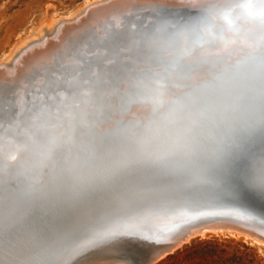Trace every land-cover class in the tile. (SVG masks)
Segmentation results:
<instances>
[{
    "label": "water",
    "instance_id": "1",
    "mask_svg": "<svg viewBox=\"0 0 264 264\" xmlns=\"http://www.w3.org/2000/svg\"><path fill=\"white\" fill-rule=\"evenodd\" d=\"M169 11L174 12L177 10L171 8L163 12ZM185 12L188 13V18L191 21L183 22L184 18L178 17L177 14L173 16L177 17L178 23L182 24L178 30L180 32L174 34V36L181 39L177 45L179 56H172L163 62L159 54L160 63L168 62L169 65L178 59L185 63L182 55L186 52L206 51L210 45L222 42L228 28H232L236 31L235 33H240L242 19H250V17L258 21L259 34L255 33L251 37L260 43L261 47L256 53L253 51L247 55H241V58L233 64L227 63L223 57L217 58L216 60L226 66L224 72H218L214 69L213 66H216V62L212 59L199 55L195 63L202 59L207 60L208 64L201 65L208 67L212 79H202L196 82L191 81L189 75L183 77L184 80H188L184 93L175 95L169 104H166L167 98L164 99L162 92L151 98L155 103V108L153 113L150 114V121L157 123L156 130L150 125L154 135L150 149L154 152L168 149L172 140L182 133L185 127L193 125L199 126L202 137L213 136L219 142L233 118H239L243 115L242 110L233 112L230 106L238 97L249 94V90L258 85L259 63L261 57L264 56V0H230L225 5L214 6L211 11L199 12L194 9H185ZM154 14V21L160 23L162 13L155 12ZM216 18H220V24H217ZM163 19L167 22L166 18L163 17ZM145 25L142 27L144 28ZM168 28L171 30V27ZM110 31L113 33L111 36L118 33L114 29ZM172 36L170 35L171 38ZM88 43L90 46L94 44L92 37L88 39ZM173 45H175L174 40L170 39L169 44L166 43L162 51L174 48ZM202 53L200 52V54ZM86 62L85 59L84 63ZM140 75L145 81L150 80L154 83L159 81V85L172 84L163 72L150 71V74L142 73ZM140 94L145 95V91L140 90ZM121 104L123 105V102ZM141 121V119H128L124 122L131 127L133 123L138 126L139 123H142ZM145 125L146 123H142L140 127ZM63 140L65 141V137ZM165 141H168L167 145ZM33 145L39 146L36 142ZM77 145L76 149L81 148L79 141ZM217 146V143L209 142L204 145V150L210 156ZM245 147L246 151L242 160L233 163L231 166L221 164L204 170L197 169L192 179L186 181L182 187L158 186L162 194L133 197L119 190L121 195L118 201L122 205L121 207L112 206V200L108 198V194L115 190H105L102 194L103 200L85 196L74 207L63 205L45 209L41 219L37 221V226L58 229L64 234V238L49 246L44 253V257L36 261L18 263L16 261H4L0 258V264H59L61 260L64 262L68 260L75 253L76 248H83L85 242L94 245L75 255L67 264H93L104 261V258L109 259V261L134 260L142 257L153 259V255L157 251H162L173 240H166L165 243L158 244L151 249L147 246L150 244L153 246L158 241L152 236H149L150 239L148 240L135 237L129 241L123 238L113 244L105 242L106 239L101 242L98 241L100 243H93L97 234L110 232L113 229L116 231L118 229L137 231L139 227L136 224L141 225L139 231H143L148 235L143 224L152 217L169 219L175 216L180 221L179 225L185 227L190 222L184 218V215L188 213L195 217L193 221H197V223L204 215H223L240 222L253 223L264 230V191L249 182L256 174L257 162L264 158V135L257 132ZM86 149L82 152H87ZM126 151V144L117 146L113 153L115 155L111 159L119 158ZM75 152L77 151L75 150ZM82 152L78 155L81 159L84 157ZM107 162L109 163V161H103L97 164L103 166ZM185 164V160H178L176 167H183ZM25 173L22 177L21 185L23 187H21L20 194L3 197L1 194L4 192H1V188L6 186L0 185V198H11L27 205L33 201V197L48 190L50 183L39 188V184H35L29 175L30 171ZM136 174L148 176L149 172L141 169ZM145 211L152 213V216L142 214ZM196 224L191 222L188 225ZM256 232L264 236L262 232ZM137 238L144 241L140 242ZM98 247H100V250L96 249ZM173 249L169 248L166 252ZM51 255L54 256L51 257Z\"/></svg>",
    "mask_w": 264,
    "mask_h": 264
},
{
    "label": "bare ground",
    "instance_id": "2",
    "mask_svg": "<svg viewBox=\"0 0 264 264\" xmlns=\"http://www.w3.org/2000/svg\"><path fill=\"white\" fill-rule=\"evenodd\" d=\"M228 1L230 0H86L84 5L82 6V9H80L79 11L75 12L72 15L65 14L66 16L61 17L59 20L55 19L57 20V22L56 25L53 24L55 25V28L52 32L50 33L43 32L40 34L41 31L39 30L37 31L39 32L37 37L31 39L30 36H28L27 38L30 39L27 40L26 38L25 39L26 42L24 40L23 44H20V46H18L16 50L14 49L13 50L14 52L12 51L13 54L12 56H10V58L9 57L8 58L6 57V59L0 58V88L7 87L8 89L7 91L10 93L8 95L4 93L5 94V95L3 94L4 96L0 95V122L1 120H3L4 123L10 122V119L12 118L13 114L10 113L9 117L6 116L7 118L4 119L3 118L4 114L2 115V112L7 109L6 106H9V103L12 100L14 102V106L17 108L19 107V110L22 109L24 106L28 105L27 102L29 99H32L29 102V104H31V102H33L36 98L38 100H35L32 103V107L34 106L35 109L37 108L42 109L43 106L45 107V105L48 104V102L52 101V96L49 94L48 91L45 90L46 86H48L52 82L54 83L58 82L59 89L65 88L67 91H69V94H72V91H70L69 88H66L63 84L66 82H70L71 80L69 79V77H72L76 73H77L76 74L77 77L79 76L86 77V72L81 71V67L82 65H84V60L86 59L88 61L86 63H88L90 70H92L94 77L96 78L97 81L95 80L94 83H89V81L85 80L84 86L86 87L92 86V87L91 89L90 88L85 89L86 87L84 88V92H86L84 98H86L87 100L95 99L97 97V90L99 89L104 91L105 95L103 98L105 99L101 101L98 100L99 102L97 101V104L88 103L86 105L85 103H83L79 108V110H77L78 113L76 112L77 118L76 117L73 118V120L75 121V122L73 121L74 123L63 124L64 126L60 125L62 128L67 129V131L64 132L65 141L63 140L64 137L62 135L59 134L60 137L57 136L58 135L57 133H56L57 135H55L57 142L64 141L63 143L65 145L63 146L62 149L65 150V147L69 143L71 142L78 143V141L80 142V146L83 145L84 147H88L87 146L88 137L84 134L81 135V133L80 134L78 133V135L76 136V134H74L75 130L73 129L76 126L74 125L73 127L72 125L73 124L79 125L81 122H83V124H81L80 126L84 129V132L87 131L88 129H86L84 125L85 124H88L89 126L91 125L93 119L92 112L93 111L95 112L97 110L98 103H102V102L113 104L114 110L117 113L116 115L117 120L126 121L128 119H141L142 123H146V125H148L149 127L150 125H152V127H154V129L156 130L157 123L155 121L153 122L150 121L151 119L150 114L153 113V109L155 108L154 107L155 103L151 100V98L156 97L158 93L162 92L164 99L167 98L166 104H169L175 95L178 94L181 95L184 93L185 86L188 84L187 82L188 80L187 79L184 80L183 77H178L173 75L171 78H168V80L171 81L170 83L172 84L158 85L157 83L151 82L150 80L145 81L143 79L142 75L140 74L142 73L150 74V71L165 73V68L168 66L167 64L168 62L159 63L158 66L155 62L151 60L150 57L160 54L164 62L165 60H168L172 56H179L178 53L179 48L177 44V45H173L174 48L167 49L169 51L163 52L162 45L165 39L163 33L160 34V38L158 42H156L154 47L146 48V40L149 37H154V34L157 31L156 32L154 31L149 35L148 34L144 35V31L147 27L143 28L142 26L145 25L144 23H146L147 21L155 18V14H154L155 12L161 13L160 11L161 9H163V11H166L167 9L173 8V10L176 9L177 11L174 12L169 11L166 13L162 12V17L166 18L168 24L171 25L170 27L172 34L176 30L180 29V26L182 25L178 23L176 19L177 17H173L174 15L177 14L178 17L180 16L184 18L183 22L186 21L189 22L191 20L190 18H188V13L185 12V9H194V10H198L199 12L201 11L206 12L207 10L209 11L213 10L214 6L219 7L220 5L221 6L225 5V3ZM55 20L52 21L55 22ZM216 20H217V24H220L221 21L220 18H216ZM257 22L258 21L253 17H250V19L244 18L242 19V23H241L242 29L240 30V33H235L236 31H234L232 28H228L227 32L224 34L225 36L222 38L223 40L222 42H217L214 45H210L206 51L193 52L191 53V55L188 56H185V54L184 55L180 54V55L184 57L183 61L188 63H195L199 55L206 56L207 59H212L214 62H216V66H213L216 71L224 72L226 70L225 69L226 66L220 61L216 60L217 58L223 57L227 63L233 64L237 59L241 58V55L243 54L247 55L253 51H255L256 53L260 49L261 47L260 43L256 42L251 37L255 33L259 34L260 28L258 27ZM149 25H151L150 27L158 30L160 23H158L157 21H153L149 23ZM229 27L231 26L229 25ZM47 29L49 30L50 28ZM111 29H114V31L118 32L117 34H115L116 37L122 38V40L125 39L124 41H122V43H124L126 46L125 49H123L125 50L124 52L120 50L117 52V54L112 55L107 50V47L104 46L105 44H101L102 37L105 36H109L108 38L114 37L111 36L113 34L111 33L112 31H110ZM48 30L45 29V31ZM127 32L132 33V37L127 35L126 34ZM34 33H36V30ZM91 37H92V41L94 42L92 46H90L88 43V39H90ZM174 38H175L174 40L176 41L181 40L178 39L177 37ZM138 50L141 51L137 53ZM142 51L144 54L138 56V54H140ZM200 52L203 53L200 54ZM132 53L134 54V57H136L135 63H133V57H130V54ZM96 56L98 58L101 56L103 59H107L105 60L106 62L104 63V66H102L103 64H101V66L98 65L99 61H97L98 59ZM121 64L124 65L132 64V66L137 69V75L143 81V85L140 88H138V91L140 90L145 91V95L140 94L139 97L134 98L132 102L127 105V114H125V112L122 111V108H124V106L121 104L122 97H126L128 94L127 83H124L120 86L119 92L112 91L113 82L116 79L113 72ZM93 66L95 67L98 66L106 69V70L102 69L101 71L103 72L100 74L101 77L103 78L102 80L100 79L98 80L99 77L97 78L96 75L98 73V69L94 68ZM111 70H113V72H111ZM189 79L191 81L199 82L202 79H212V77L210 71H208V67L201 65L196 72L189 74ZM105 80L107 81L108 85L102 86L103 81ZM64 92L59 91L58 94L56 95H58L59 97L61 96V99H63L62 97L66 98ZM72 95L73 97L75 96L74 93ZM71 97L70 99L68 97L69 101L73 100V98ZM63 108L66 109L67 107L65 108L63 106ZM18 114L20 115V113H17V115ZM41 114L42 111H40L39 115ZM20 117L22 116L20 115ZM27 120H29L30 123H28V121L25 122L31 125L32 124L31 120L33 119L30 118ZM142 123H139L138 126H142ZM10 126L12 125L10 124ZM115 127L116 126L114 123L109 121H104L103 123L98 124L97 128L92 129V131H96L97 135H104L105 133L114 131ZM19 129L20 128H18V130ZM5 130H3V132L6 133ZM52 130L54 132L57 131L56 127H53ZM163 138H167V137H163ZM165 142L167 145L168 141ZM0 144L2 145V143ZM24 145H27L26 141H24L23 143H19V146H17L15 150L13 149L9 150L8 153L1 152V150L3 149L0 148V155L7 154L8 156L7 158L9 159L10 164H15L18 160H21V162H23V164L26 165L27 162H25V160L27 158L28 149L25 148L23 149V147H25ZM9 146L11 145L7 144L5 148L7 149ZM52 146L56 147V145H54V142L52 143ZM79 149L80 148L76 149L77 152L75 154H68L69 158L71 159L72 155L78 156L79 153L82 152ZM56 153L60 154L59 151H57ZM83 153L84 152H82V154ZM86 155L87 152L84 153V157ZM47 160H46L47 163L42 166L43 170L40 180L35 182V184L37 185L39 184L38 186H40L44 182L46 173H48V171L51 170L50 166L53 165L51 164L53 163L51 158H48ZM97 163L100 162L97 161ZM53 169H55L54 166ZM80 171L86 174L88 172V169L82 168L80 169ZM44 185H42V187H44ZM142 214L147 216H152V213H148L146 211L142 212ZM155 218L156 217L149 218V220H147L143 224L145 230L148 232V235L145 234V232L143 231H139L141 225L136 224L139 227V230L136 231L129 229H122V230L118 229L116 231L113 229L111 232H116L117 234L105 240V242H109L113 244L120 241L123 238H125L128 241L133 240L135 237H142V239L148 240L150 239L148 237L152 236L156 238L158 241H156L155 242L156 244H154L153 246L151 244L147 246L149 247V249H151L158 244L165 243L164 241L166 240L169 241L170 239H172L173 242L168 244L162 251H157L153 255V259L142 257V258H136L134 260L124 259V260L109 261V259L104 258V261H98L93 264H153L154 260L157 259L159 256H162L169 248L170 249L175 248L176 246L184 243L185 241H188L189 239L192 240V237H196L198 235L204 236L207 235L208 233H214V235L221 233L223 234L227 232L239 233V234H243L247 238H250L252 241L258 242L264 247V236L256 232V231H260L264 234V230L262 228L257 227L253 223L240 222L238 220L229 217L227 218L226 216L223 215H213V216L204 215L201 218L200 222L197 223V221H193L195 217H193V215L188 213L184 215L185 220L190 221L188 224H190L191 222L193 224L196 223L197 224L191 226L186 224L185 227H181L179 225L180 221L175 216L169 219H164V218L155 219ZM137 240L140 242L144 241V240H140V238H137ZM100 242L95 240L93 243H100ZM88 243L85 242L84 244L85 246L83 248L82 247L76 248L74 250L75 253L68 260H66L65 262L61 260L59 264H62L63 262H64L63 264H67V262L70 259H72L75 255L84 251L86 248L94 245ZM130 245L133 246L131 243ZM96 249L100 250V247ZM53 256L54 255H51V257ZM20 262L24 263L25 261H20Z\"/></svg>",
    "mask_w": 264,
    "mask_h": 264
},
{
    "label": "snow or ice",
    "instance_id": "3",
    "mask_svg": "<svg viewBox=\"0 0 264 264\" xmlns=\"http://www.w3.org/2000/svg\"><path fill=\"white\" fill-rule=\"evenodd\" d=\"M160 11L162 13L163 9ZM168 27L170 25L161 16L160 26L154 37L146 40V48L154 47L160 34H167ZM143 54L142 51L138 56ZM188 55L191 53L186 52L185 56ZM150 58L159 66L158 57ZM135 60L136 57H133V63ZM201 64H208V61L202 59L197 63H182L178 59L165 68V74L168 78L173 75L187 77L196 72ZM113 74L116 79L112 91L119 92L120 86L127 83L128 94L122 97V111L127 114V105L139 97L138 88L143 85V81L132 64H121ZM257 79L258 85L250 89L249 94L238 97L230 106L233 112L242 110L243 115L233 118L219 142L213 136L202 137L199 126L193 125L185 127L172 140L168 149L159 152L150 149L154 139L152 128L147 125L139 127L135 123L129 127L123 120L116 119L117 113L112 103H98L97 110L92 113L91 125H84L88 129L83 133L88 137L85 157L81 159L72 155L69 159L66 153H75L78 146L77 142H71L64 152L56 156L55 172L46 192L33 197V201L27 205L11 198H0V258L4 261H36L44 257L49 246L64 238V234L58 229L37 226L45 209L63 205L74 207L85 196L103 200L105 190H122L133 197L162 194L158 186L182 187L192 179L197 169L204 170L221 164L231 166L242 160L245 146L253 135L257 132L264 135V56L260 59ZM156 83L159 85V81ZM104 95V91L98 89L97 98L82 102L86 105L97 104ZM104 121L114 123L115 130L97 135L92 129H96ZM209 142L218 144L210 156L204 150V145ZM37 143L44 149L43 155L47 157L51 152L52 139L41 134ZM121 144L127 145V151L119 158L111 159L113 152ZM178 160H185V166L176 167ZM97 161L109 163L100 166ZM82 168H87L88 172L82 173ZM141 169L148 170L149 175H137ZM249 182L264 191V158L257 162L256 174ZM116 234L111 231L99 233L94 239L102 241Z\"/></svg>",
    "mask_w": 264,
    "mask_h": 264
},
{
    "label": "rangeland",
    "instance_id": "4",
    "mask_svg": "<svg viewBox=\"0 0 264 264\" xmlns=\"http://www.w3.org/2000/svg\"><path fill=\"white\" fill-rule=\"evenodd\" d=\"M85 1L86 0H0V58H4V59H6V57L10 58V56H12L14 52L13 50L14 49L16 50L17 47L20 46V44H23L24 40L28 36H30L31 39L37 37L39 33L37 31L40 30L41 31L40 34L43 32H49V33L52 32L55 28L57 20H59L63 16H66L65 14L72 15L75 12L82 9V6L84 5ZM52 20H55V22ZM154 20L155 19H151L145 23L146 24L145 27L147 28L144 31V35L146 34L149 35L152 32L157 31L156 29L150 27L151 25H149V23L153 22ZM47 28L50 29L52 28V29L48 30ZM45 29L48 31H45ZM35 30L36 33H34ZM178 30H176L172 34L170 29L169 31L166 30L167 34L163 33L165 39L163 41L162 47H165L166 43L169 44L170 39L173 40L175 39L174 37L176 36H174V34H176V32H180ZM126 34L132 37V33L127 32ZM170 35H173L172 38L170 37ZM166 36H168V38H166ZM30 38H27V40ZM177 38L180 39V37ZM124 40L125 39L122 40V38H118L116 36H114L113 38L102 37L101 44H105L104 46L107 47V50L112 55H114L117 54V52L120 50H122V52L125 51L123 49H125L126 46L124 43H122V41ZM174 43L175 45H177L180 43V41L174 40ZM139 51L141 50H138L137 53H139ZM167 51L169 50H163V52H167ZM158 56L159 55H156L155 57ZM130 57H134V54L133 53L130 54ZM97 59H98L97 61H99L98 64L99 66H101V64H103L102 66H104V63L106 62L105 60H107V59H103L101 56L99 58L97 57ZM93 67L98 69V73L96 74L97 78L99 77L98 80L99 79L102 80L103 78L101 77L100 74L103 73L101 71L102 69L105 68L98 66L96 67L93 66ZM81 71L86 72V77L82 75H81L82 77L80 76L77 77L76 76L77 73H76L72 77H69V79L72 82L69 80L70 82H66L63 84L66 88H69V90L72 91V94L73 93L75 94L74 97L72 94H69V91H67L65 88L59 89L58 82L55 83L52 82L51 84L46 86L45 90L48 91L49 94L52 96L53 102L52 101L48 102V104H46L45 107L43 106L42 109L40 108L35 109L34 106L32 107V103L35 100H38L36 98L35 100L33 99L34 101L31 102V104H29V102L32 99H29L27 102L28 105L23 107L24 110L23 108L19 110V107L18 108L15 107L14 102L12 100L9 103V106H6L7 109L2 112V115L4 114L3 116L4 119L9 117L10 113L16 115L14 116L12 115V118L10 119L9 123L12 126H10L8 122L4 123L3 120H1L0 122V133H1L0 143H2V145L0 144V148L3 149L1 150V152L8 153L9 150L12 149L15 150L17 146H19V143H23L24 141H26L27 145H24L25 147H23V149L24 148L28 149V153H27V158L25 160V162H27L26 165L23 164L21 160H18L15 164H10V161L7 158L8 157L7 154L0 155V185L6 186L5 188H1V192H4L3 194H1V196L10 197L12 195H19L21 192V187H23L21 185L22 177L24 174H26L25 173L26 171L27 172L30 171L29 175L32 177L34 183L40 180L43 170L42 166L47 163L48 158H51V160L53 161V163L51 164L53 165L50 166L51 170H49L48 173L45 172L46 176L44 178V182L42 184L40 183L41 185L39 186V188H41L42 185H44L45 183L48 184L51 182L53 173L55 172V169H53L55 158L58 155L56 152L57 151H59V153L64 152L62 148L65 145L63 142H57L55 135L58 134L59 136L60 134L62 136H65L64 132H66L67 129L62 128L60 125L64 126L63 124H67V123L72 124L75 122L73 118L74 117L77 118V113H78L77 110H79V108L83 104L82 100H87L86 98H84V95L86 94V92H84V88L86 87L84 86L85 80L89 81V83H94L96 80L92 70H90L88 63H84V65H82ZM111 72H113V70H111ZM104 85H108L106 80L103 81L102 86ZM91 87L92 86H89L86 87L85 89H89V88L91 89ZM7 90H8L7 87H1L0 95H3L4 93L6 95L10 94ZM59 91L60 92L65 91L64 93L66 98L62 97L63 99H61V96L59 97L58 95H56L58 94ZM68 97L69 99L70 97L73 98V100L69 101ZM104 99L105 98H103L102 100ZM72 101L74 103L77 102L79 104L77 103L74 104ZM65 104L66 105L69 104V105L66 106ZM63 106L67 108L64 109ZM40 111H42L41 115H39ZM17 113H20L22 117H20L19 114L18 116ZM92 113H94V111ZM15 117H17L18 119ZM30 118L33 119L31 120L32 121L31 125L25 122L28 121V123H30L29 120H27ZM21 119L23 122L21 121ZM24 122L26 125L24 124ZM81 124H83V122H81L79 125L76 124L72 125L73 127L74 125L76 126L75 128H73L75 130L74 134H76V136L78 135V133L79 134L81 133V135L84 133V129L80 126ZM51 127L52 128L56 127L57 131L54 132ZM18 128L20 129L18 130ZM3 130H5L6 133L3 132ZM14 132L17 134H15ZM41 134L45 136H49L54 142V145H56V147L55 146L51 147V152L48 155V157H45L43 155L44 149L41 146L33 145L34 142L37 143L40 140ZM7 144H10L11 146H9L6 149L5 147ZM81 147L83 148H80L79 149L80 151H83L84 149L88 148V147H84L83 145H81ZM66 155L68 154L66 153ZM17 172H20L22 174L14 175V173ZM120 195L121 193L119 190H115L112 193L108 194V198H111L112 200L111 201L113 203L112 206L114 207L122 206L118 201L120 199ZM198 236L192 237V240L189 239L188 241H185L184 243L175 247L173 250L166 252L161 257L156 259L153 262V264H264V247L258 242L252 241L250 238L245 237L243 234L227 232V233H223V234L221 233L215 235L214 233H208L207 235L204 236L202 235H198Z\"/></svg>",
    "mask_w": 264,
    "mask_h": 264
}]
</instances>
